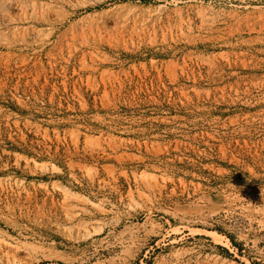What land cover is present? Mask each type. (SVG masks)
Segmentation results:
<instances>
[{
    "label": "rangeland",
    "instance_id": "rangeland-1",
    "mask_svg": "<svg viewBox=\"0 0 264 264\" xmlns=\"http://www.w3.org/2000/svg\"><path fill=\"white\" fill-rule=\"evenodd\" d=\"M0 264H264V0H0Z\"/></svg>",
    "mask_w": 264,
    "mask_h": 264
},
{
    "label": "trees",
    "instance_id": "trees-1",
    "mask_svg": "<svg viewBox=\"0 0 264 264\" xmlns=\"http://www.w3.org/2000/svg\"><path fill=\"white\" fill-rule=\"evenodd\" d=\"M222 250H224V251L227 253V250H226V248H223V247H222Z\"/></svg>",
    "mask_w": 264,
    "mask_h": 264
}]
</instances>
